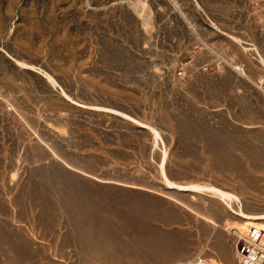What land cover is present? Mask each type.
<instances>
[{
	"label": "rangeland",
	"instance_id": "1",
	"mask_svg": "<svg viewBox=\"0 0 264 264\" xmlns=\"http://www.w3.org/2000/svg\"><path fill=\"white\" fill-rule=\"evenodd\" d=\"M169 197L264 234V0H0V264L202 249Z\"/></svg>",
	"mask_w": 264,
	"mask_h": 264
},
{
	"label": "crops",
	"instance_id": "2",
	"mask_svg": "<svg viewBox=\"0 0 264 264\" xmlns=\"http://www.w3.org/2000/svg\"><path fill=\"white\" fill-rule=\"evenodd\" d=\"M177 190V189H176ZM182 191V190H178ZM186 192V191H185ZM194 194H200L198 192L193 191H187ZM150 191L147 190H141V195L145 196H151ZM171 200V199H170ZM173 202H176L187 210L189 213L197 216L196 219L199 222V219H201L202 223H204V227L200 228L201 230L204 229L207 232L210 233L209 238H207L204 241L202 249L200 247L194 248L192 250L187 251L183 255L179 256H169V255H163L161 256L159 253L157 254L156 251L153 256L151 257H137L135 259L129 260L127 264H174L178 261H186V260H192L195 258H201L206 259V261L214 262L216 264H235V238L231 239L228 237L222 230L227 231L228 233H232L230 231L232 224L237 223V220H230L226 219L223 223L221 222V219L217 216L215 219H211L205 215H198L197 213H200L198 211H195L188 203L181 202L176 199L172 200ZM136 206H144V201H138L135 203ZM227 212L230 214H233L229 210L226 209ZM234 216L236 214H233ZM239 216V215H238ZM178 216L173 217L170 220L177 221ZM239 218V217H238ZM198 225V224H197ZM199 229V227H197ZM233 234V233H232ZM208 249V250H207Z\"/></svg>",
	"mask_w": 264,
	"mask_h": 264
},
{
	"label": "built area",
	"instance_id": "3",
	"mask_svg": "<svg viewBox=\"0 0 264 264\" xmlns=\"http://www.w3.org/2000/svg\"><path fill=\"white\" fill-rule=\"evenodd\" d=\"M232 234V233H230ZM235 238V264H264V242L261 230L249 224L240 234H232ZM175 264H206L201 260L183 261Z\"/></svg>",
	"mask_w": 264,
	"mask_h": 264
},
{
	"label": "bare ground",
	"instance_id": "4",
	"mask_svg": "<svg viewBox=\"0 0 264 264\" xmlns=\"http://www.w3.org/2000/svg\"><path fill=\"white\" fill-rule=\"evenodd\" d=\"M140 2V1H139ZM138 3V2H137ZM131 4V3H130ZM133 5H134V3H133ZM141 5H143V3L141 4ZM144 6V5H143ZM142 7V6H141ZM143 9V8H142ZM150 12V11H149ZM140 14V13H139ZM143 14V13H142ZM93 179H95V180H99L98 178H95V177H93ZM100 181V180H99ZM103 182H107V180H103ZM115 182V181H114ZM116 184H118V185H122V186H126V187H134V188H137V186L136 185H132V184H126V183H122V182H115ZM169 199H171V200H174V198H171V197H169ZM247 225H249V224H247ZM254 225V224H253ZM256 226V225H255ZM259 228V227H258ZM262 233V232H261ZM262 241L264 242V234L262 233ZM198 260H201V261H203L204 263H206V264H216V263H214V262H209V261H206V259H201V258H195V259H192V260H189V261H198ZM187 261V260H186ZM178 262H183V261H178ZM178 262H175V263H178ZM174 263V264H175Z\"/></svg>",
	"mask_w": 264,
	"mask_h": 264
}]
</instances>
